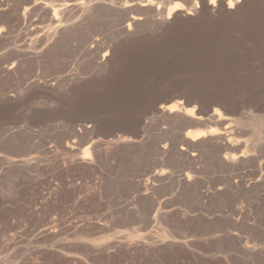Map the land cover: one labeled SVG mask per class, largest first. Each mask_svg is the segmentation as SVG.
<instances>
[{
  "label": "rangeland",
  "instance_id": "obj_1",
  "mask_svg": "<svg viewBox=\"0 0 264 264\" xmlns=\"http://www.w3.org/2000/svg\"><path fill=\"white\" fill-rule=\"evenodd\" d=\"M17 1L22 23L0 20V264H264V116L242 115L244 104L264 103V0L237 14L242 0H0L10 8ZM66 2L82 6L67 23L53 22ZM176 12L179 20L158 24ZM131 15L142 17L133 37L152 33L151 41L122 44ZM56 26L65 28L60 41L46 37ZM104 49L113 63H99ZM218 52L232 62L218 64ZM92 76L115 95L76 86ZM177 91L242 111L215 106L206 114L174 99L172 110L162 111L161 101L137 125L144 110ZM87 116L96 122L80 120ZM212 128L215 136L186 138ZM125 130L140 135L126 132L136 141L119 144L103 135ZM217 137L237 148L210 142Z\"/></svg>",
  "mask_w": 264,
  "mask_h": 264
},
{
  "label": "bare ground",
  "instance_id": "obj_2",
  "mask_svg": "<svg viewBox=\"0 0 264 264\" xmlns=\"http://www.w3.org/2000/svg\"><path fill=\"white\" fill-rule=\"evenodd\" d=\"M5 1V0H4ZM16 1V0H15ZM25 1V0H24ZM151 4H152V0H148ZM239 1V0H238ZM253 1H256V0H242L241 2V4H238V6H237V9L235 10V14H237V13H243V12H245L246 11V9H247V7H248V4L250 5V3L252 2L253 3ZM13 2V1H12ZM204 2V1H203ZM216 2V1H215ZM222 2V1H221ZM225 2V1H224ZM235 2V1H234ZM8 3V2H7ZM16 3V2H15ZM21 3L22 2H20V1H17V3L16 4H13V3H11V4H13V7L12 8H10V7H7V4H5V3H2V2H0V20L1 19H9L10 21H12V19H14V23H16V22H21L22 23V21H23V19L25 18V16L24 15H22V14H20V6H21ZM26 3V2H25ZM150 3H148V7H149V4ZM238 3V2H237ZM258 3V2H257ZM29 4V3H28ZM42 4V3H41ZM50 4V3H49ZM54 4V3H53ZM94 4V3H93ZM98 4H100V3H98ZM103 3H101V5H102ZM135 4V3H134ZM27 5V4H26ZM33 5V4H32ZM38 5H40V4H38ZM56 5V4H55ZM57 5H59V4H57ZM95 5V4H94ZM111 5V4H110ZM153 5V4H152ZM202 5V4H201ZM210 5V4H209ZM232 5V4H231ZM12 6V5H11ZM81 4H78L77 2L76 3H71V2H66V3H64V4H60L59 5V7L58 8H55V10H54V12H53V14H52V16H51V19H52V21L53 22H66V21H68L69 19H70V17L72 18V14H74L75 12H77L78 10H79V8H81ZM99 6V5H98ZM109 6V5H108ZM129 6H131V5H129ZM133 6V5H132ZM135 6V5H134ZM144 6V5H143ZM206 6V5H205ZM253 6V5H252ZM27 7V6H26ZM34 7H36L35 5H34ZM49 6L47 5V4H44V5H42L41 7H39L41 10H43V8H44V10L46 9V8H48ZM96 7H97V5H96ZM110 7V6H109ZM128 7V6H127ZM139 7H141V6H139ZM147 7V6H146ZM152 7V6H151ZM150 7V8H151ZM199 8H200V6H198ZM198 7H196V8H194V12L196 13V14H200V12H201V10L198 8ZM220 7V6H219ZM90 8V7H89ZM94 8V7H93ZM113 8V7H112ZM116 8V7H115ZM129 8V7H128ZM133 8V7H132ZM134 8H137V6H135ZM142 9L144 8V10H145V6L144 7H141ZM141 8H139L140 10H141ZM152 8H154V7H152ZM36 9V8H35ZM38 9V8H37ZM49 9V8H48ZM91 9V8H90ZM118 9V8H117ZM138 9V10H139ZM202 9V8H201ZM204 9V8H203ZM218 9V8H217ZM30 11L31 9H27V11ZM52 10V9H51ZM86 10V9H85ZM84 10V11H85ZM93 10H95V9H93ZM109 10V9H108ZM111 10V9H110ZM114 10V9H113ZM139 10V11H140ZM152 10V9H151ZM155 10V9H154ZM154 10H152V11H154ZM158 10V14L160 15V16H162L163 14H162V10L160 9V8H158L157 9ZM230 10V9H229ZM28 11V12H29ZM37 11V10H36ZM47 11V10H46ZM96 11V10H95ZM103 11H104V9H103ZM133 11H134V9H133ZM147 11V10H146ZM151 11V12H152ZM211 11V10H210ZM214 11H215V9H214ZM51 12V13H52ZM134 12H136V11H134ZM163 12H165V11H163ZM213 12V11H212ZM229 12V11H228ZM249 12V11H248ZM49 13V12H48ZM82 13V12H81ZM129 13V12H128ZM147 13V12H146ZM204 13V12H203ZM208 13V12H207ZM206 13V14H207ZM223 13V12H222ZM226 13V12H225ZM250 13V12H249ZM33 14V13H32ZM44 14H45V12H44ZM85 14V13H84ZM84 14H82L83 16H84ZM153 14V13H152ZM196 14H195V16H196ZM202 14V13H201ZM213 14V13H212ZM35 15V14H34ZM129 15V14H128ZM155 15V14H154ZM158 15V16H159ZM193 15V14H192ZM216 15V14H215ZM242 15V14H241ZM247 15V14H246ZM12 16V17H11ZM86 16V15H85ZM208 16H210V15H208ZM217 16V15H216ZM235 16V15H234ZM34 17V16H33ZM74 17V16H73ZM80 17V16H79ZM145 17V16H144ZM157 17V16H156ZM199 17V16H198ZM202 17V16H201ZM204 17V16H203ZM222 17V16H221ZM223 17H225V16H223ZM232 18H233V16H231ZM247 17V16H246ZM11 18V19H10ZM49 18V17H48ZM86 18L88 19V17L86 16ZM90 18V17H89ZM92 18V17H91ZM121 18V17H120ZM142 17H140V16H138V15H131V16H128L125 20H126V28H125V30H124V33H125V35H126V38L125 39H122V44L123 43H139V42H142V41H146V42H148V40H150L151 41V39H153L154 38V35L152 36L151 34H149V33H147L146 34V36H144L143 38H135V37H133V32L131 31V27L133 28V25H137V23H138V21L141 19ZM146 18V17H145ZM151 18V17H150ZM159 18V17H158ZM179 18H181V12H176L175 14H174V17L171 19L170 18V16L169 15H167L166 17H162V20L158 23L159 25H161L162 27H163V25L164 26H169L172 22H175L177 19L179 20ZM193 18H194V16H193ZM214 18V17H213ZM183 19V18H182ZM189 19H191V18H189ZM195 19H197L198 20V18H196L195 17ZM221 19V18H220ZM228 19V18H227ZM226 19V20H227ZM244 19H245V17H244ZM82 20V19H81ZM92 20V19H91ZM142 20V19H141ZM149 20V19H148ZM153 20L154 21H156L154 18H153ZM200 20H202V19H200ZM28 21H29V18H28ZM78 21V20H77ZM77 21H75V22H77ZM82 21H84V19L82 20ZM88 21V20H87ZM86 21V22H87ZM121 21V20H120ZM203 21V20H202ZM219 21V20H218ZM235 21H237V18H236V20ZM241 21V20H240ZM245 21V20H244ZM5 22V21H4ZM33 22V21H32ZM122 23H124L123 22V20L121 21ZM209 22H211V21H209ZM216 22V21H215ZM224 22H226V21H224ZM13 23V22H12ZM13 23V24H14ZM18 23H17V25H18ZM34 23V22H33ZM67 23V22H66ZM85 23V22H84ZM154 23V22H153ZM152 23V24H153ZM177 23H178V21H177ZM211 23H213V22H211ZM220 23V22H219ZM237 23V22H236ZM244 23V22H243ZM243 23H241V25L243 24ZM11 24V23H10ZM64 24V23H63ZM154 24H156V23H154ZM216 24V23H215ZM240 24V23H239ZM20 25V24H19ZM81 25V24H80ZM119 26H120V24H118ZM122 26V29H123V27H125V26ZM211 25V24H210ZM216 25H218V24H216ZM216 25H215V27H216ZM228 25V24H227ZM226 25V26H227ZM233 25V24H232ZM246 25V24H245ZM11 26H12V24H11ZM14 26H15V24H14ZM41 26H43V25H41ZM70 26V25H69ZM13 27V26H12ZM78 26H76V28H77ZM85 27V26H84ZM171 27H174L173 25L171 26ZM206 27V26H205ZM208 27V26H207ZM210 27V26H209ZM222 27V26H221ZM220 27V28H221ZM224 27V26H223ZM15 28V27H14ZM26 28H28V27H26ZM25 28V29H26ZM36 28H38V29H40L38 26L36 27ZM79 28H81L80 26H79ZM211 28V27H210ZM218 28V27H217ZM219 28V29H220ZM229 28V27H228ZM227 28V29H228ZM22 29V28H21ZM23 29H24V27H23ZM37 29V30H38ZM51 29V28H50ZM70 29H72V30H75V28L73 29L72 27L71 28H69V30ZM78 29V28H77ZM81 29H83V28H81ZM121 29V28H120ZM152 29H155V28H152ZM157 29V28H156ZM161 30H162V28H160ZM165 29V28H164ZM204 29V28H203ZM208 29V28H207ZM235 29V28H234ZM241 29V28H240ZM28 30H31V29H28ZM67 30V29H66ZM68 30V31H69ZM72 30H70V31H72ZM158 30V29H157ZM157 30L155 31V32H157ZM160 30V31H161ZM225 30V29H224ZM231 30V29H230ZM9 31H11V29L9 30ZM9 31H7L6 30V33L7 34H9ZM34 31L36 32V29H34ZM39 31V30H38ZM82 31V30H81ZM80 31V32H81ZM122 30H120V32H121ZM166 31V30H165ZM206 31V30H205ZM212 31V30H211ZM220 31V30H219ZM223 31V30H222ZM231 31H233V29L231 30ZM239 31V30H238ZM246 31V30H245ZM249 31V30H248ZM15 32H17V31H15ZM25 32V31H24ZM44 32H46V31H44ZM64 32H65V28L64 29H61V27L60 26H56L51 32H49V33H47V35H46V37L48 38V37H52V39L54 38L56 41H60L61 39V37H60V35L61 34H63L64 35ZM167 32V31H166ZM165 32V33H166ZM209 32V31H208ZM208 32H207V34H208ZM216 32H217V30H216ZM237 32V31H236ZM4 32L0 29V38H2V36L4 35L3 34ZM31 33V32H30ZM33 33V32H32ZM71 33V32H70ZM76 33V32H75ZM75 33L73 34V36L75 37ZM168 33V32H167ZM166 33V34H167ZM235 33V32H234ZM241 33V32H240ZM244 33V32H243ZM21 34H22V32H21ZM135 34H137V33H135ZM159 34V33H158ZM178 34V33H177ZM205 34V33H204ZM211 34H213V33H211ZM210 34V35H211ZM215 34V33H214ZM245 34V33H244ZM6 35V34H5ZM23 35V34H22ZM72 35V34H71ZM71 35H68L67 37L68 38H71V37H69V36H71ZM76 35H77V33H76ZM228 35V34H227ZM9 36V35H8ZM7 36V37H8ZM13 36V35H12ZM11 36V37H12ZM21 36V35H20ZM159 36V35H158ZM158 36H157V38H158ZM163 36V35H162ZM201 36V35H200ZM207 36V35H206ZM206 36H202V37H206ZM220 36H222V35H220ZM219 36V37H220ZM237 37L239 36V35H236ZM6 37V38H7ZM24 37V36H23ZM43 37H45V36H43ZM66 37V38H67ZM164 37V36H163ZM229 37H230V35H229ZM5 38V39H6ZM9 38V37H8ZM13 38V37H12ZM21 38V37H20ZM65 38V37H64ZM81 38V37H80ZM156 38V39H157ZM208 38H210V37H208ZM224 38V37H223ZM240 37H238V39H239ZM242 38V37H241ZM247 38V37H246ZM4 39V38H3ZM10 40H11V38H9ZM9 39H8V41H9ZM44 39H46V38H44ZM72 39V38H71ZM161 39V38H160ZM169 39H170V37H169ZM198 39H199V37H198ZM203 39V38H202ZM205 39V38H204ZM213 39V38H212ZM217 39H219V38H217ZM222 39V38H221ZM226 39V38H225ZM17 40V39H16ZM32 40V39H31ZM37 40V39H36ZM43 40V39H42ZM41 39H40V41H42ZM76 40H77V38H76ZM84 40V39H83ZM117 40V39H116ZM121 40V39H120ZM200 40V39H199ZM244 40V39H243ZM3 41V43H4V41L5 40H2ZM2 41H1V44H3L2 43ZM39 41V42H40ZM63 41V40H62ZM61 41V42H62ZM67 41H69V40H67ZM66 41V42H67ZM89 41V40H88ZM157 41V40H156ZM161 41V40H160ZM160 41H159V44H160ZM164 41H165V39H164ZM167 41V40H166ZM172 41H173V39H172ZM171 41V42H172ZM203 41V40H202ZM226 41V40H225ZM228 41H229V39H228ZM231 41V40H230ZM233 41V40H232ZM236 42H237V40H235ZM241 41H242V39H241ZM240 41V42H241ZM30 42V41H29ZM32 42V41H31ZM30 42V43H31ZM34 42H35V40H34ZM46 42V41H45ZM54 42V41H53ZM61 42H59V44L61 43ZM70 42V41H69ZM82 42V41H81ZM87 42V41H86ZM169 42V41H168ZM179 42H180V40H179ZM198 42V41H197ZM213 42H214V40H213ZM234 42V41H233ZM232 42V43H233ZM239 42V41H238ZM237 42V43H238ZM28 43V42H27ZM29 43V44H30ZM51 44L50 45H52V42H50ZM58 43V42H57ZM63 44L65 43V40L62 42ZM68 43V42H67ZM83 43H85V42H83ZM93 43V42H92ZM94 43L96 44V45H99L100 43H98V41H96V39H94ZM116 43V42H115ZM144 43V42H143ZM150 43V42H149ZM149 43H147V44H149ZM175 43V42H174ZM221 43V42H220ZM33 44V43H32ZM31 44V45H32ZM37 44V43H36ZM35 44V46H37ZM63 44H60L59 46H61V45H63ZM102 44H103V42H102ZM101 44V45H102ZM151 44H153V43H151ZM161 44H163V43H161ZM222 44V43H221ZM220 44V45H221ZM231 44V43H230ZM234 44H236V43H234ZM49 45V46H50ZM67 46V44H64V46ZM70 45V44H69ZM93 45V44H92ZM100 45V46H101ZM106 45V44H105ZM145 45H146V43H145ZM150 45V44H149ZM165 45V44H164ZM216 45V44H215ZM257 45V44H256ZM22 46V45H21ZM24 46H25V44H24ZM55 46V45H54ZM63 46V47H64ZM88 46V45H87ZM144 46V45H143ZM157 46V45H156ZM193 46V45H192ZM196 46V45H195ZM211 46V45H210ZM214 46V45H213ZM219 45H217V47H218ZM248 46V45H247ZM73 47H74V45H73ZM72 47V48H73ZM103 47V46H102ZM108 47V46H107ZM122 47V46H121ZM162 47V46H161ZM174 47V46H173ZM190 47V46H189ZM198 47V46H197ZM205 47H206V44H205ZM205 47H203L204 49H205ZM215 47V46H214ZM221 47V46H220ZM228 47V46H227ZM235 47V46H234ZM236 47H238L237 45H236ZM244 47V46H243ZM97 48V51H98V47H96ZM103 48H105V46L103 47ZM103 48H101L102 49V51H103ZM108 48H110L112 51H113V54H114V51L116 52V49H117V46L116 45H110ZM146 48V47H145ZM159 48V47H158ZM157 48V49H158ZM168 48H170V47H168ZM184 48H186V47H184ZM192 48V47H191ZM208 48V47H207ZM216 48V47H215ZM214 48V49H215ZM233 48V47H232ZM238 48H240V47H238ZM237 48V49H238ZM247 48V47H246ZM245 48V49H246ZM56 49H58V48H56ZM59 49H60V47H59ZM121 49V48H120ZM151 49H152V47H151ZM150 49V50H151ZM156 49V50H157ZM194 49H195V47H194ZM194 49H193V51H194ZM211 49H212V47H211ZM217 49V48H216ZM219 49V48H218ZM221 49V48H220ZM225 49V48H224ZM226 49H228V48H226ZM43 50V49H42ZM41 50V51H42ZM45 50V49H44ZM49 50V49H48ZM51 50H53V51H51V52H54L55 50L54 49H51ZM86 50V49H85ZM90 50V49H89ZM88 50V51H89ZM95 50V49H94ZM93 50V51H94ZM105 50V49H104ZM110 50V51H111ZM118 50V49H117ZM146 50H147V48H146ZM176 50V49H175ZM191 50V49H190ZM198 50V49H197ZM240 50V49H239ZM252 50V49H251ZM25 51V50H24ZM41 51H40V53H41ZM57 51V50H56ZM76 51V50H75ZM87 51V52H88ZM106 52H104V53H102L103 55L101 56V60H99L100 62L99 63H102V64H110V63H113V55H110L109 54V51L108 50H105ZM158 51V50H157ZM192 51V50H191ZM203 51V50H202ZM210 51V50H209ZM222 51V50H221ZM231 51V50H230ZM234 51H236V50H234ZM233 51V52H234ZM30 52V51H29ZM32 52V51H31ZM49 51H47V53H48ZM77 52V51H76ZM84 52V51H83ZM95 52V51H94ZM161 52H162V50H161ZM171 52V51H170ZM169 52V53H170ZM195 52V51H194ZM199 52V51H198ZM252 52V51H251ZM15 53V52H14ZM25 53H28V51L27 52H25ZM25 53H20V54H18L19 56H24V54ZM38 53V52H37ZM44 54H45V52H43ZM50 53V52H49ZM55 53V52H54ZM81 53V52H80ZM89 53V52H88ZM90 53H91V51H90ZM99 53H100V51H99ZM99 53H98V55H99ZM147 53V52H146ZM145 53V54H146ZM182 53V52H181ZM212 53H214V52H212ZM247 53V52H246ZM16 54V53H15ZM39 54V53H38ZM112 54V53H111ZM129 54H130V52H129ZM149 54V53H148ZM152 54H154V53H152ZM157 55H158V53H156ZM164 54V53H163ZM178 54V53H177ZM180 54V53H179ZM183 54V53H182ZM244 54V53H243ZM250 54V53H249ZM28 55V54H27ZM31 56H32V53L30 54ZM51 54H49V56H50ZM53 55V54H52ZM85 55V54H84ZM90 55V54H89ZM170 54H168L167 56H169ZM173 55V54H172ZM194 55V54H193ZM192 55V56H193ZM199 55V54H198ZM239 55H241V54H239ZM251 55V54H250ZM26 56V55H25ZM24 56V57H25ZM29 56V55H28ZM40 56V54L38 55V57ZM48 56V57H49ZM100 56V55H99ZM125 56V55H124ZM128 55H126V57H127ZM164 56V55H163ZM174 56V55H173ZM185 56V55H184ZM190 56V55H189ZM208 56H209V54H208ZM233 56H235V55H233ZM242 56V55H241ZM246 55H244V57H245ZM33 57H35V55H33ZM41 57V56H40ZM118 57V56H117ZM120 57V56H119ZM132 57V56H131ZM149 57V56H148ZM158 57V56H157ZM178 57V56H177ZM180 57V56H179ZM198 57V56H197ZM207 57V56H206ZM210 57V56H209ZM238 57V56H237ZM243 57V56H242ZM242 57H240V58H242ZM15 58V57H14ZM16 58H18V57H16ZM25 58H27V56L25 57ZM36 58V57H35ZM42 58H46V57H42ZM92 58H94L93 56H92ZM95 58H96V56H95ZM163 58V57H162ZM165 58V57H164ZM184 58V57H183ZM187 58V57H186ZM190 58V57H189ZM196 58V57H195ZM234 58V57H233ZM232 56H230L228 53L227 54H223V52H218V53H216V56L213 58V59H215L214 61H216L218 64H224V63H231L232 62ZM248 58V57H247ZM247 58H246V62H247ZM251 58H253V57H251ZM257 58V57H256ZM18 59H20V58H18ZM29 59V58H28ZM27 59V60H28ZM33 59V58H32ZM31 59V60H32ZM38 59V58H37ZM37 59H34V61H36L37 62ZM41 59V58H40ZM40 59H38V60H40ZM50 59V58H49ZM63 59V58H62ZM67 59V58H66ZM98 59V58H97ZM100 59V58H99ZM175 59V58H174ZM209 59V58H208ZM21 60H22V58H21ZM20 60V61H21ZM25 60V59H24ZM68 60V59H67ZM94 60H96V59H94ZM149 60V59H148ZM161 60V59H160ZM182 60V59H181ZM188 60V59H187ZM238 60V59H237ZM242 60V59H241ZM257 60V59H256ZM2 61V60H1ZM17 61H19V60H17ZM16 61V62H17ZM19 61V62H20ZM29 61V60H28ZM33 61V60H32ZM69 61V60H68ZM96 61H98V60H96ZM124 61V60H123ZM201 61H203V60H201ZM253 61V60H252ZM260 61H263V60H260ZM195 62V61H194ZM199 62V61H198ZM205 62V61H204ZM207 62V61H206ZM205 62V63H206ZM210 62V61H209ZM8 63V62H7ZM18 63V62H17ZM23 63H25L24 61H23ZM65 63H67V62H65ZM127 63V62H126ZM237 63V62H236ZM244 63H245V61H244ZM243 63V64H244ZM250 63V62H249ZM248 63V64H249ZM2 64H4V63H2ZM12 64V63H11ZM10 64V66L8 65V66H6V67H4V65H3V70L6 72V71H13V68H14V64H12L11 65ZM22 64V63H21ZM33 64V63H32ZM69 64V63H68ZM119 64H121V63H119ZM123 64V63H122ZM130 64V63H129ZM18 65V67L19 66H21V65H19V64H17ZM17 65H15V67H17ZM24 65V64H23ZM22 65V66H23ZM67 65V64H66ZM239 65V64H238ZM237 65V66H238ZM1 66V65H0ZM100 66V65H99ZM214 66V65H213ZM228 66V65H227ZM251 66V65H250ZM264 66V65H263ZM2 67V66H1ZM109 67V66H108ZM132 67V66H131ZM223 67V66H222ZM236 67V66H235ZM234 67V68H235ZM239 67V66H238ZM252 67H253V65H252ZM258 67V66H257ZM260 67V66H259ZM24 68V67H23ZM229 68V67H228ZM232 68V67H231ZM243 68H244V66H243ZM251 67H249V69H250ZM16 69V68H15ZM18 70L19 69H21L20 67L19 68H17ZM16 69V70H17ZM131 69V68H130ZM247 69V68H246ZM257 69V68H256ZM2 70V69H1ZM242 70V69H241ZM240 70V71H241ZM261 70V69H260ZM259 70V71H260ZM231 71V69L229 70V72ZM253 71H255V70H253ZM1 72H3V71H1ZM12 73V72H11ZM15 73V72H14ZM231 73H232V71H231ZM236 73V75H237V72H235ZM242 73V72H241ZM245 73V72H244ZM247 73V72H246ZM253 73V72H252ZM8 74V73H7ZM10 74V73H9ZM250 74H251V72H250ZM255 74V73H254ZM261 74H263V73H260V75ZM4 75V74H3ZM118 75H119V73H118ZM233 75V74H232ZM236 75H233V76H236ZM264 75V74H263ZM231 76V75H230ZM242 76V75H241ZM229 77V76H228ZM244 77H245V75H244ZM248 77V76H247ZM253 78H256L255 76H252ZM251 77V78H252ZM260 77V76H259ZM231 78V77H230ZM233 78V77H232ZM241 79V78H240ZM264 79V78H263ZM235 80V79H234ZM237 80V79H236ZM256 80H257V78H256ZM126 82V81H125ZM247 82V81H246ZM251 82H253V81H251ZM257 83V82H256ZM258 83H259V81H258ZM261 83V82H260ZM264 83V82H263ZM126 84V83H125ZM232 84V83H231ZM242 84V83H241ZM240 84V85H241ZM245 84V83H244ZM249 84V83H248ZM253 84V83H252ZM254 85V84H253ZM259 85V84H258ZM243 85H241V87H242ZM246 86V85H245ZM260 87V86H259ZM255 89H256V87H255ZM259 89V88H258ZM249 90V89H248ZM260 90V89H259ZM258 91V90H257ZM247 92V91H246ZM142 98H144V97H142ZM141 98V99H142ZM178 104V103H177ZM173 104H171V103H168V104H165V105H162L161 106V109H162V111H166V110H172V108H173ZM252 106V107H251ZM242 107H244V111H242L240 108H236V109H234L233 111L234 112H232V113H230V114H236V113H238L240 110L243 112L242 113V115H244V114H247V115H263L264 116V113H262V112H264V103L263 104H256V105H251L250 103L249 104H244V106H242ZM200 113H202V112H200ZM237 115V114H236ZM240 118V117H239ZM191 120V119H190ZM197 121V120H196ZM209 122V121H208ZM219 122H221V121H219ZM194 123V122H193ZM197 123V122H196ZM200 123V122H199ZM237 128V127H236ZM263 133H264V127H263ZM235 132V131H234ZM216 130L215 129H210V130H208V131H203V130H200V131H196V132H190L189 134H187L186 135V138L187 139H189V140H191V142H195L196 140H198V139H200V138H205V137H207V136H215L216 135ZM218 135V134H217ZM220 135V134H219ZM222 135H223V133H222ZM109 136H111V138L109 139L110 140V142H114L115 144H119V143H121V142H130V141H136V139H133L131 136H129V135H126V132H125V134L124 133H122V134H120V133H114V132H111V133H108L105 137L106 138H108ZM209 138V137H208ZM205 140V139H204ZM210 140V139H209ZM208 141V140H207ZM206 141V142H207ZM210 142L211 143H216V144H219V145H221V146H228V147H236L237 145H238V142H232V140H230V138H228V139H226V138H219V137H217V138H215V139H211L210 140ZM210 142H208V143H210ZM192 144V146L194 147V146H197V144L196 143H191ZM199 144H201V143H199ZM203 144V143H202ZM215 145V144H214ZM116 146V145H115ZM97 147V146H96ZM237 148V147H236ZM239 149V148H238ZM88 151V150H87ZM85 154H86V150H85ZM97 154V153H96ZM99 156V155H98ZM83 158V160H85L87 157L86 156H82ZM226 158V157H225ZM237 158V157H236ZM230 159V158H229ZM234 159V158H233ZM91 159H89V161H90ZM226 160H228L227 158H226ZM87 161V160H86ZM231 161H232V159H231ZM85 162V161H84ZM87 163V162H86ZM87 164H89V162L87 163Z\"/></svg>",
  "mask_w": 264,
  "mask_h": 264
},
{
  "label": "water",
  "instance_id": "obj_3",
  "mask_svg": "<svg viewBox=\"0 0 264 264\" xmlns=\"http://www.w3.org/2000/svg\"><path fill=\"white\" fill-rule=\"evenodd\" d=\"M99 85H101L103 87H100ZM76 86L77 87L87 88V89L89 88L91 90H95V89L99 88L106 95H109V96L110 95H115V94H113L114 90L111 89L109 86H106V84H104V83L102 84V82L99 83V81H98L96 76H92V77L82 81V83L77 84ZM48 89H53V88L48 87ZM174 99L183 100L184 103L186 105H188V106L193 105V104H197L200 107V110L205 112L206 114L210 110H212L215 106L220 107L226 113H232L233 110H234L224 100L215 99V100H213V101H211V102H209L208 104L205 105L204 102L199 97L190 95V94H188L186 92H183V91H177V92H175L173 94L168 95L167 97L160 98L151 107H149L146 110H144L142 112L138 122H137V125L138 126L144 125V123L146 121V118H148L149 116L157 113L160 110L159 103L161 101H165V102L169 103V102L173 101ZM204 105H205V107H207L206 109H203ZM86 109H90V108L86 107ZM34 110H36V109H34ZM80 120H82L84 122H87V123H90V122L91 123H95L96 122L95 118L90 117V116L83 117ZM16 123H19V122H16ZM125 132L130 133L134 137H138L140 135V131L139 130H125ZM107 134L108 133H103L104 136H106Z\"/></svg>",
  "mask_w": 264,
  "mask_h": 264
}]
</instances>
